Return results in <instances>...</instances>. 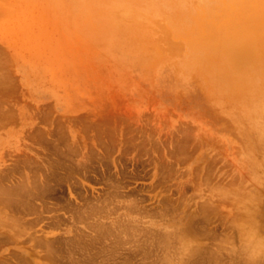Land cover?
<instances>
[{
  "label": "rangeland",
  "instance_id": "1",
  "mask_svg": "<svg viewBox=\"0 0 264 264\" xmlns=\"http://www.w3.org/2000/svg\"><path fill=\"white\" fill-rule=\"evenodd\" d=\"M0 184V264H264V0H0Z\"/></svg>",
  "mask_w": 264,
  "mask_h": 264
},
{
  "label": "bare ground",
  "instance_id": "2",
  "mask_svg": "<svg viewBox=\"0 0 264 264\" xmlns=\"http://www.w3.org/2000/svg\"><path fill=\"white\" fill-rule=\"evenodd\" d=\"M244 50L243 51H241L240 52V54H241V56L243 57L244 56ZM240 64V63H239ZM59 154V153H58ZM51 176H53V175H51ZM65 179V178H64ZM1 185V184H0ZM22 188V187H21ZM18 191V190H17ZM3 192V191H2ZM14 192V191H13ZM16 192V191H15ZM22 192V191H21ZM0 193H1V191H0ZM26 193V192H25ZM4 195V194H3ZM2 196V195H1ZM17 197V196H16ZM30 198H31V196H30ZM1 199V198H0ZM28 199V198H27ZM14 200V199H13ZM12 200V201H13ZM25 200V199H24ZM21 201V200H20ZM27 201V200H26ZM25 201V202H26ZM23 202V201H22ZM25 202H24V204H25ZM2 203V202H1ZM27 203V202H26ZM12 204V203H11ZM14 204V203H13ZM109 204V203H108ZM101 206V205H100ZM104 206V205H103ZM20 209V208H19ZM127 211V210H126ZM24 212V211H23ZM81 212H83V211H81ZM87 213V212H86ZM89 213V212H88ZM94 213V212H93ZM104 214V213H103ZM4 215V214H3ZM11 216V215H10ZM119 217V216H118ZM4 218H5V216H4ZM7 218V217H6ZM15 219H16V217H14ZM13 218V219H14ZM19 217H17V221L19 220L20 221V218L18 219ZM103 218V217H102ZM105 218V217H104ZM8 219L10 220V218L8 217ZM12 219V218H11ZM119 219V218H118ZM124 220V219H123ZM2 221V220H1ZM16 221V220H15ZM14 221V222H15ZM119 222V221H118ZM8 223V222H7ZM7 223H3V222H0V237L1 236H8V235H10V234H13L12 236H13V238L15 237L14 236V233L16 234L18 231H16V232H12V230H11V226L9 227L10 229L9 230H11V231H9V230H6V227L7 226H5V224H7ZM58 223V222H57ZM7 225H10V223L9 224H7ZM12 225H15V224H12ZM87 226V225H86ZM98 226V225H97ZM8 228V227H7ZM127 228V227H126ZM125 228V229H126ZM129 228V227H128ZM134 228V227H133ZM13 229V228H12ZM130 229V228H129ZM133 230V229H132ZM78 232V231H77ZM129 232V231H128ZM131 232V231H130ZM119 233H122V232H119ZM124 234H126V233H124ZM85 235V234H84ZM117 235V234H116ZM17 236V235H16ZM95 236V235H94ZM119 236V235H118ZM118 236H117V238H118ZM127 236V235H126ZM133 237V236H132ZM167 237V236H166ZM166 237H165V239H166ZM195 237V236H194ZM78 238V237H77ZM83 238V237H82ZM93 238V237H92ZM128 238V237H127ZM136 238V237H135ZM163 238V237H162ZM53 239V238H52ZM136 240V239H135ZM160 240V239H159ZM46 241V242H45ZM45 241L42 239V244H43V242L44 243H49L48 241L49 240H47V238L45 239ZM113 241V240H112ZM120 241V240H119ZM127 241V240H126ZM164 241V240H163ZM128 242V241H127ZM126 242V243H127ZM63 243V242H62ZM78 243V242H77ZM107 243V242H106ZM46 244H45V248H49L50 247V245L51 244H49V246L47 245L46 246ZM52 244H54V243H52ZM70 244V243H69ZM122 245V244H121ZM39 247V246H38ZM42 247H44L43 245H42ZM75 247V246H74ZM121 247V246H120ZM54 249V248H53ZM80 249V248H79ZM91 249V248H90ZM49 250H51V249H49ZM45 251L47 252V249H45ZM87 251V250H86ZM100 252V251H99ZM105 252V251H104ZM76 253V252H75ZM55 257V256H54ZM108 259V258H107ZM217 261V260H216ZM16 262V261H15ZM2 263V262H1ZM3 264V263H2Z\"/></svg>",
  "mask_w": 264,
  "mask_h": 264
}]
</instances>
